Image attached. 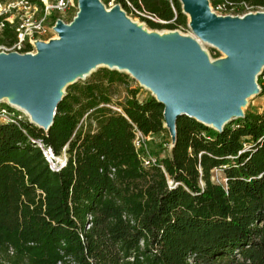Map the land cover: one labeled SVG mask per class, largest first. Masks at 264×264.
Masks as SVG:
<instances>
[{
    "label": "trees",
    "instance_id": "1",
    "mask_svg": "<svg viewBox=\"0 0 264 264\" xmlns=\"http://www.w3.org/2000/svg\"><path fill=\"white\" fill-rule=\"evenodd\" d=\"M130 1L164 21L141 16L152 26L187 23L180 0ZM89 74L67 84L47 130L18 110L0 119V264H264V108L222 130L180 114L170 152L145 166L132 124L171 139L164 104L139 98L123 70Z\"/></svg>",
    "mask_w": 264,
    "mask_h": 264
},
{
    "label": "water",
    "instance_id": "2",
    "mask_svg": "<svg viewBox=\"0 0 264 264\" xmlns=\"http://www.w3.org/2000/svg\"><path fill=\"white\" fill-rule=\"evenodd\" d=\"M200 37L227 52L209 60L198 42L175 31L147 33L118 5L105 12L99 0H78L69 23L57 18L58 38L36 40V52L0 51V98L24 108L47 130L67 84L99 65L128 70L164 104L172 143L175 121L187 114L222 130L244 115L246 97L259 92L256 75L264 65V11L221 15L208 0H180Z\"/></svg>",
    "mask_w": 264,
    "mask_h": 264
},
{
    "label": "built area",
    "instance_id": "3",
    "mask_svg": "<svg viewBox=\"0 0 264 264\" xmlns=\"http://www.w3.org/2000/svg\"><path fill=\"white\" fill-rule=\"evenodd\" d=\"M127 4L134 8L137 12L146 15L150 18L157 16L147 12L145 9H139L132 4L130 0H126ZM73 0H0V48L3 50H20L27 51L32 48L36 40L44 35L49 26L46 22H53L52 14L69 9ZM237 4L231 0H221L213 5L214 10H228ZM244 5H247L244 3ZM49 20V21H45ZM26 50H23L26 48ZM261 78L264 80V66L259 71ZM113 108L120 110L121 107L116 104L106 103ZM16 108H9L6 105L0 106V119L12 120L17 122L16 117L20 113L16 112ZM133 125V139L132 144L135 151L138 153L143 165H151L157 163V160L162 156H155L151 153L149 141L153 136L145 134L138 128L136 124ZM47 160L52 166H55L54 159L51 151H44ZM162 167V166H161ZM56 168V167H54ZM163 168V167H162ZM221 172V168H214L212 172ZM214 175H212V178ZM217 181H224L219 179ZM88 220H91V215H87ZM90 227L87 223L85 229ZM68 264H74V261L67 259Z\"/></svg>",
    "mask_w": 264,
    "mask_h": 264
},
{
    "label": "rangeland",
    "instance_id": "4",
    "mask_svg": "<svg viewBox=\"0 0 264 264\" xmlns=\"http://www.w3.org/2000/svg\"><path fill=\"white\" fill-rule=\"evenodd\" d=\"M99 1L101 3H103L108 9L112 8L113 5H115V4L118 5L119 8L121 9V11L124 13V15L130 19V21L135 22V23L137 22L138 24H143L150 31H158V32L175 31L180 36L191 37V38L197 40L202 45V47L207 50V53H208L210 59H212V60L216 59V58H222V57H225L227 55L226 51H224L223 49H221L220 47L215 45L213 42L206 40V39L200 37L198 34L195 33V31L190 26V17L188 14H187L186 25H179V26L174 27V28H169L166 26H152L145 19H143L141 17V16H146V15H143V14L137 12L132 7H131L132 11L128 12L118 0H99ZM208 6L211 10L215 11L218 14L238 16V17L242 16L248 12L255 13L258 11H264V5L253 6V5H244V4L243 5L238 4L231 9L223 10V11L214 10L213 4L210 0H208ZM78 9H79L78 0H73V3L69 9H67L65 11H61V12H55V16H56L55 21L46 22L49 26V29L44 35L40 36V38H38V39L43 40V41H48L50 38H55L58 35L56 30L53 27L55 25L56 19L60 18L64 22L69 23L71 20H73L74 16L77 14ZM146 17H148V16H146ZM151 19L156 20V18H151ZM45 21H49V20H45ZM157 21L164 22L160 18H158ZM12 50H3L2 48H0V51H12ZM14 51L34 52V51H36V43L32 46L31 49H29L27 51H20V50H14ZM101 66H105V65H99L97 68H99ZM97 68H95V69H97ZM123 71L128 74V78H127L128 84L131 87H137L139 89V91H138V97L139 98L143 99L149 95H153L152 91H150L147 87L140 84V82L128 70L124 69ZM89 75L90 74H87L85 77L80 78V79H85ZM258 75H259V73L256 75L257 84H258V81H257ZM258 86L260 89L259 84H258ZM65 88H64V91H65ZM114 90L115 91L112 95V98H113L114 102L120 103L124 99V96L126 95V92H127L126 86H125V84H122V83L116 84L114 86ZM4 103H8L12 107L16 108L19 112H21L23 116L29 118L28 113L25 112V110H22L21 108L18 107L20 105H18L16 103H10L9 101H7L6 97H1L0 98V106H3ZM258 108L260 110L264 108V94H261L260 92H252L251 94H249L246 97V101L242 105V110L245 111L247 109H258ZM171 143L172 142H171L170 137L166 134L160 135V136H154L149 141L150 151L155 156L158 155V156L163 157L170 152ZM60 159H63V156L62 157H56V160H60ZM213 175H214L213 180H216L217 177L220 179V172L219 171L214 172Z\"/></svg>",
    "mask_w": 264,
    "mask_h": 264
},
{
    "label": "bare ground",
    "instance_id": "5",
    "mask_svg": "<svg viewBox=\"0 0 264 264\" xmlns=\"http://www.w3.org/2000/svg\"><path fill=\"white\" fill-rule=\"evenodd\" d=\"M102 9L105 11V12H109V11H111L113 8H114V6L112 7V8H110V9H108L103 3H102ZM190 17V20H191V16H189ZM136 24H137V26H139L142 30H145L147 33H149V32H151L149 29H147V27H145L143 24H138L137 22H136ZM157 33H159V34H162L163 32H158L157 31ZM55 38H58V35L55 37ZM55 38H51V39H55ZM197 41V40H196ZM198 42V41H197ZM198 44H199V47L201 48V50H203L204 52H205V54H206V56L208 57V59L209 60H211L210 59V57H209V55H208V53H207V50L206 49H204L203 47H202V45L198 42ZM36 52V51H35ZM131 73V72H130ZM132 74V73H131ZM139 82H140V80H139V78L137 77V76H135L134 74H132ZM140 84H142L143 86H145V87H147L150 91H152V93H154V91L149 87V86H147V85H145V84H143V83H141L140 82ZM18 106V105H17ZM19 108H21L22 110H25L24 108H22V107H20V106H18ZM240 108H242V105L240 106ZM25 112H27L26 110H25ZM28 113V112H27ZM28 115H30V113H28Z\"/></svg>",
    "mask_w": 264,
    "mask_h": 264
}]
</instances>
